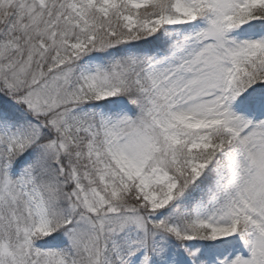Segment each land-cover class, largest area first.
Instances as JSON below:
<instances>
[{
  "label": "snow or ice",
  "instance_id": "6c2138e0",
  "mask_svg": "<svg viewBox=\"0 0 264 264\" xmlns=\"http://www.w3.org/2000/svg\"><path fill=\"white\" fill-rule=\"evenodd\" d=\"M0 264H264V0H0Z\"/></svg>",
  "mask_w": 264,
  "mask_h": 264
}]
</instances>
